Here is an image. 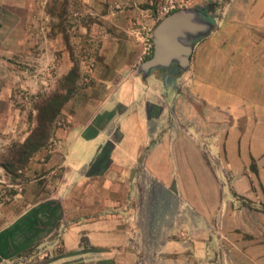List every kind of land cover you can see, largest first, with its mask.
<instances>
[{"label":"crops","instance_id":"1","mask_svg":"<svg viewBox=\"0 0 264 264\" xmlns=\"http://www.w3.org/2000/svg\"><path fill=\"white\" fill-rule=\"evenodd\" d=\"M81 1L88 25L70 45L86 39L96 55L94 93L65 104L51 158L61 186L0 229V263L27 244L38 213H63L86 185L101 204L75 205L57 238L34 243L55 261L264 264V0H214L216 17L192 8L207 30L158 57V0Z\"/></svg>","mask_w":264,"mask_h":264},{"label":"rangeland","instance_id":"2","mask_svg":"<svg viewBox=\"0 0 264 264\" xmlns=\"http://www.w3.org/2000/svg\"><path fill=\"white\" fill-rule=\"evenodd\" d=\"M70 1L59 5L57 0H0V229L31 207L39 210L38 205L55 196L61 186L63 169H57L51 158L59 153L58 134L68 125L62 112L65 105L55 118L44 147L25 162L24 156L18 155L20 145L37 128L39 109L66 95L69 102L81 95L89 97L87 91H91L90 96L94 93L90 89L95 85L96 55L84 47V43L90 44L86 39L74 52L70 45L72 35L85 31L88 25L83 14L86 7L81 0ZM204 1L189 2L183 9L208 8L209 15L216 17L214 0ZM160 2L153 6L156 20ZM63 49L69 52V70L63 69L60 62ZM86 189L85 185L81 196H67L63 213L57 210L48 220L38 213L37 229L30 233V240L9 262L0 264H109L103 257H79V263L58 262L53 260L58 252H47L44 246L48 239L57 238L64 225L70 224L75 205L92 213L101 204L99 197L89 198ZM55 219L63 224L59 222L49 234ZM43 241V245L34 244ZM147 262L156 264L149 257Z\"/></svg>","mask_w":264,"mask_h":264},{"label":"water","instance_id":"3","mask_svg":"<svg viewBox=\"0 0 264 264\" xmlns=\"http://www.w3.org/2000/svg\"><path fill=\"white\" fill-rule=\"evenodd\" d=\"M197 19L196 13L191 9H182L167 16L154 31L156 56L161 55L164 50L169 49L174 52L179 49L175 39L185 32L192 34L204 33L208 25L197 23ZM150 62L154 63V60Z\"/></svg>","mask_w":264,"mask_h":264},{"label":"trees","instance_id":"4","mask_svg":"<svg viewBox=\"0 0 264 264\" xmlns=\"http://www.w3.org/2000/svg\"><path fill=\"white\" fill-rule=\"evenodd\" d=\"M69 97H65L54 100H50L45 106L39 109V115L37 119V128L32 134L20 145L19 156H24V161H27L35 153L40 151L46 144L50 137V129L55 118L60 114L64 105L68 102Z\"/></svg>","mask_w":264,"mask_h":264},{"label":"built area","instance_id":"5","mask_svg":"<svg viewBox=\"0 0 264 264\" xmlns=\"http://www.w3.org/2000/svg\"><path fill=\"white\" fill-rule=\"evenodd\" d=\"M191 0H161L156 11L157 20H161L174 12L187 7Z\"/></svg>","mask_w":264,"mask_h":264}]
</instances>
